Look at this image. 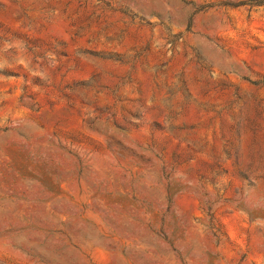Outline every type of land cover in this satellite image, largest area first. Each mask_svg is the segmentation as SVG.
I'll list each match as a JSON object with an SVG mask.
<instances>
[{
	"label": "rangeland",
	"instance_id": "374dc122",
	"mask_svg": "<svg viewBox=\"0 0 264 264\" xmlns=\"http://www.w3.org/2000/svg\"><path fill=\"white\" fill-rule=\"evenodd\" d=\"M0 264H264V0H0Z\"/></svg>",
	"mask_w": 264,
	"mask_h": 264
}]
</instances>
